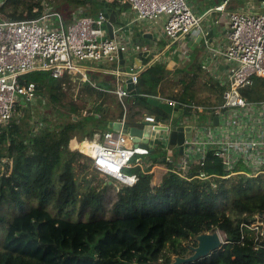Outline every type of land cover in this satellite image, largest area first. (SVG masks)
Returning a JSON list of instances; mask_svg holds the SVG:
<instances>
[{
    "label": "trees",
    "instance_id": "1",
    "mask_svg": "<svg viewBox=\"0 0 264 264\" xmlns=\"http://www.w3.org/2000/svg\"><path fill=\"white\" fill-rule=\"evenodd\" d=\"M91 1L67 0L74 10L95 5ZM40 2L5 0L0 14L13 21L34 19L42 14ZM111 5L119 14L129 8L121 0ZM170 74L162 63L142 73L137 93L126 104L128 123L138 124L148 114L169 117L145 96L162 95L181 104L195 100L191 84L170 82ZM99 77L95 82L105 88ZM23 80L36 84V103L45 114L36 119L34 106H25L17 120L0 125V264H169L174 256L191 253L195 236L215 231L226 243L223 248L189 264H264V234L243 226L260 216L264 222V176L224 179L228 172L210 150L202 169L191 168L185 178L168 173L155 187L150 171L127 168L124 172L138 182L122 185L116 200L106 201L109 185L93 186L94 180L87 179L96 172L90 159L71 151L69 143L108 131L109 122L124 116L121 103L84 83L76 102L73 83L48 72ZM244 90L245 98L259 97L256 90ZM234 171L248 169L239 164ZM200 172L212 179H192Z\"/></svg>",
    "mask_w": 264,
    "mask_h": 264
},
{
    "label": "built area",
    "instance_id": "2",
    "mask_svg": "<svg viewBox=\"0 0 264 264\" xmlns=\"http://www.w3.org/2000/svg\"><path fill=\"white\" fill-rule=\"evenodd\" d=\"M121 4L129 6L133 14V25L145 23L156 25L163 21L168 47L200 29L203 22V18L197 17L191 10L189 0H121ZM227 5L226 1L216 7L215 11L225 12ZM260 6L259 9L230 13L228 46L224 52L231 65L230 83L223 92L222 107L212 108L210 111L218 120L223 110H247L256 105L247 101L241 92L252 87L254 79H264V0ZM83 9L77 8L72 21L67 24L60 13L48 5L43 7L39 17L29 20H8L0 14V125H9L17 115H21V109L25 106L36 105L37 86L34 83H27L23 77L33 72H48L55 79L62 80L66 77L73 83L76 102L81 98L80 85L84 83L114 95L121 103L124 116L117 121L121 123L119 131L108 129L101 136L94 138L74 137L69 143L71 151L87 156L91 161V168L107 178L124 186H134L139 180L138 177L126 174L124 170L132 167L152 169L149 167L150 161H154V166L164 161L166 174L174 173L185 178L191 168L202 169L205 166L210 150L214 151L228 172L227 176L222 177L224 179L236 175L248 178L264 176L263 134L259 138L219 142L209 140L203 143L200 138L203 127L199 126L200 117L197 115L199 111H207L206 108L184 105L162 96L148 97L174 108L190 109L194 124L192 126L194 129L196 127L197 136L194 137L189 149L178 158L179 148L170 143V122L163 123L157 115L149 114L144 116L143 121L150 124L153 131L161 128H169V131L161 130L158 137L152 139L153 144L156 140L161 142L160 146L151 147L154 148L153 152L150 148L134 143L133 137L125 129L128 123L125 100L132 96L125 88V84L131 79L137 93L142 73L161 62L165 53L160 52L147 60L141 68L127 72L125 64L121 63L120 55L124 56L125 61L126 55L132 52L128 46L130 39L120 32V27L115 29V36L111 39L106 27L107 18L101 13L85 15L83 12V16ZM34 12L38 10L35 9ZM54 17H60V21L57 23ZM56 23L59 25L58 28L55 27ZM92 75L109 76L111 89L108 90V86L98 87ZM169 118L171 121V117ZM190 121L184 119L179 126H190ZM203 126L206 130V126ZM196 147L203 149L197 156L192 154ZM157 150L165 152V157H158ZM251 155L254 156L253 161L249 159ZM6 162L7 160H4V163ZM239 164H243L248 171L235 172ZM167 165H171V168ZM192 179L210 181L212 176L200 172ZM243 226L264 234V222L259 217L254 223Z\"/></svg>",
    "mask_w": 264,
    "mask_h": 264
},
{
    "label": "crops",
    "instance_id": "3",
    "mask_svg": "<svg viewBox=\"0 0 264 264\" xmlns=\"http://www.w3.org/2000/svg\"><path fill=\"white\" fill-rule=\"evenodd\" d=\"M226 1L228 2V5L225 12L215 11L216 7L222 5ZM261 1L262 0H189L193 13L197 17L203 18L201 28L195 30L184 40L171 44L170 47L167 46V38L164 35L163 21H159L156 25L148 23L133 25V14L131 13L130 8L120 13L121 18L126 25L136 26L139 31L152 33L158 38L157 45L152 43L145 46V48H142V46L135 47L132 43L133 37L126 35L130 39L128 46H131L132 52H129L125 57V67L133 65V62L130 61V57L136 55L138 52H143L145 50L157 54L164 52L165 54L159 63L166 65L167 69L171 72L168 79L177 78L179 79L177 83H179V81H185L186 84H191L192 90L196 91L195 100L190 103H185L184 105H195L206 108L207 110L205 112L199 111L197 115L200 119L203 116L207 118L206 123L204 124L206 130L203 126V133L200 137L202 138L203 143H206L209 140L219 142L243 138H259L261 134L264 135V79H256L253 86L250 87L251 90H256L258 92L259 97L257 98L253 96L250 99L247 97L245 98L247 101L256 104L253 108L247 110H223L222 114L219 116V120L216 116L213 117L210 112L212 108L222 107L223 92L229 87L230 83L231 65L224 55L228 46L227 32L229 29L230 13L234 11L259 9V7H261ZM109 2L112 3V1ZM75 10L72 12V18L70 16L66 17L67 23L72 21ZM89 10H95L98 13L97 5H93L84 8L82 14ZM213 25H215L217 30L215 38L212 41L211 47L205 49L203 43L207 40L201 41L199 35L201 33L206 35L207 33L212 32ZM214 50L216 51L214 52ZM146 62L147 60L144 61V63ZM98 77V81L102 83V86H111V79L109 76L92 75V79L96 82ZM258 80H261L262 82H258ZM200 81H204L201 82L202 85H204V90L198 89ZM162 97L167 98L166 96ZM186 111L189 112V115L182 116L181 119L191 120L190 126H192L193 116L190 114V109H186ZM238 117L243 118L238 119ZM215 120H218L217 124L215 123ZM228 121L232 122L230 123ZM202 150V148L196 147V150L192 152V154L197 156ZM156 153L158 154V150ZM180 156L181 155L178 151L177 157L179 158ZM158 157H160L159 154ZM249 159L253 161L254 156H249ZM153 162L150 161L149 167H152L150 173L153 174L152 186L155 187L162 183L163 178L167 174L165 165L160 163L154 166Z\"/></svg>",
    "mask_w": 264,
    "mask_h": 264
},
{
    "label": "water",
    "instance_id": "4",
    "mask_svg": "<svg viewBox=\"0 0 264 264\" xmlns=\"http://www.w3.org/2000/svg\"><path fill=\"white\" fill-rule=\"evenodd\" d=\"M94 3L98 7V13L103 14L107 20V31L108 35L111 39L115 36V29L117 27L121 28V33L125 35H130L132 38V43L135 47L142 46L145 47L150 44L157 45L158 38L152 33H145L143 31H139L136 26H126L125 22H123L120 15L116 9H114L110 2L107 0H92L91 3ZM216 27L213 25V31L207 33H201L199 35L201 41L207 40L203 43L205 49H209L211 47L212 41L215 38ZM135 50V49H133ZM157 53H152L150 51L138 52L136 55H132L130 57V61L133 62L132 66H126L127 72H134L133 70H137L141 68L144 64L145 60L152 59ZM122 65L125 64L124 56L120 55ZM94 77V76H93ZM88 85V84H85ZM125 88L132 95L136 94L135 86L131 79L127 80L125 84ZM148 103L155 107L164 111L169 117H171L170 121V143L172 146L179 148V153L182 155L185 150L189 149L190 144L192 143L195 136H197V132L195 131L193 126H179L178 121L180 117L189 115V112L183 109L174 108L169 104H165L160 102L159 100L150 98L148 96L144 97ZM218 120H215L217 124ZM121 128V123L119 122H109L108 129L119 131ZM125 129L128 133L133 137V142L139 145L150 148L151 152L154 151V148H151L153 145L160 146L161 142L156 140L153 144L152 139L158 137L159 131H169V128H161L160 130L153 131L152 126L147 122H140L138 124H130L127 123ZM149 168L147 171H150ZM188 169H186L187 171ZM261 218V216L259 217ZM257 219L252 218L250 223H254ZM193 242L195 245H190L189 249L191 254L186 257L174 256L169 264H189L192 262H198L202 259L208 258L213 253L221 250L223 246L226 244L218 231L207 233L202 232L201 234L195 236L193 238Z\"/></svg>",
    "mask_w": 264,
    "mask_h": 264
},
{
    "label": "rangeland",
    "instance_id": "5",
    "mask_svg": "<svg viewBox=\"0 0 264 264\" xmlns=\"http://www.w3.org/2000/svg\"><path fill=\"white\" fill-rule=\"evenodd\" d=\"M29 1H30V2H37V0H29ZM40 1H41V2H40L41 6H43V7L46 6V5H48V6L51 7L54 11H56V9H58V10H59V13H60V15H61V18L64 19V21H65L66 24H67L66 17H67V16H70V17L72 18V12H73L75 6L70 5V4L67 2V0H40ZM70 1L72 2V0H70ZM4 3H5V0H0V6L3 5ZM84 8H85V7H84ZM118 15H120V14L118 13ZM54 19L56 20L57 23L60 21V17H59V18L54 17ZM57 23L55 24V27L58 28L59 25H58ZM129 46H130V45H129ZM129 48L131 49V46H130ZM178 80H179V79H177V78H172V79L170 78V82H173V83H175V84L178 82ZM201 82H204V81H200V85H198V89H199V90H204V85H202ZM178 86H179V85H178ZM112 88H114V86H112ZM180 89H181V88H180ZM74 99H75V98H74ZM128 100H129V99H126V100H125V101H126V104H127V101H128ZM126 106H127V105H126ZM89 107H90V106H87V109H88ZM115 108H116V106H114V108H112V111H114ZM33 109H34V114H35V113H39V116H38V115H35V118H36V119H40L41 116H42L43 114H45V113L42 112L43 109H42V107H41L38 103H36V105H34ZM153 113H157V112H153ZM116 114H117V112H116ZM143 116H144V115H141V118H140V119H142ZM52 117H53V116H52ZM52 117H51V118H52ZM18 118H19V115L16 116V120H17ZM142 120H143V119H142ZM142 120H141V121H142ZM169 120H170L169 117H167V118L165 117V118L162 120V122H163V123H167V122H170ZM206 120H207V118H206L205 116L201 117L200 122H199V126H200V127H203V125L206 123ZM182 123H183V118L180 119V121H179V125H181ZM195 129H196V127H195ZM158 154H159V156L162 157V158H164L165 155H166V153L163 152L162 150H159V151H158ZM83 162H84V161H83ZM92 170H93V169H92ZM77 171L79 172V174H81V172H82V167H81V166L78 167ZM87 179H89V180H94L93 186H94V187H97V188L100 189V190H103V189L105 188L106 184L109 185V187H108V189H107V194H106V198H107L106 201H109V200L115 201L119 189L122 188V184H121V183H119V182H117V181H115V180H113V179H111V178H107V177H105V176H103V175H101V174H99V173L93 172V171H90V172L87 174ZM80 183H81L83 186L85 185V183L82 182L81 180H80ZM258 188H259V185H258ZM100 216H101V215H100ZM106 216H107V215H106ZM189 254H191V253H189ZM189 254H188V255H189Z\"/></svg>",
    "mask_w": 264,
    "mask_h": 264
},
{
    "label": "clouds",
    "instance_id": "6",
    "mask_svg": "<svg viewBox=\"0 0 264 264\" xmlns=\"http://www.w3.org/2000/svg\"><path fill=\"white\" fill-rule=\"evenodd\" d=\"M82 8H84V7H82ZM117 122V121H116Z\"/></svg>",
    "mask_w": 264,
    "mask_h": 264
}]
</instances>
